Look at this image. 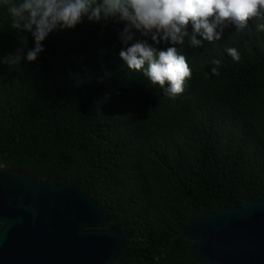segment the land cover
<instances>
[{
    "label": "trees",
    "instance_id": "trees-1",
    "mask_svg": "<svg viewBox=\"0 0 264 264\" xmlns=\"http://www.w3.org/2000/svg\"><path fill=\"white\" fill-rule=\"evenodd\" d=\"M9 23L0 7V53ZM122 28L84 20L50 34L36 63L0 65V164L79 182L129 238L113 264H198L182 232L192 217L264 201V32L253 20L185 42L192 77L173 100L124 66Z\"/></svg>",
    "mask_w": 264,
    "mask_h": 264
},
{
    "label": "water",
    "instance_id": "water-1",
    "mask_svg": "<svg viewBox=\"0 0 264 264\" xmlns=\"http://www.w3.org/2000/svg\"><path fill=\"white\" fill-rule=\"evenodd\" d=\"M79 182L0 164V264H113L129 245ZM198 264H264V201L192 217L183 228Z\"/></svg>",
    "mask_w": 264,
    "mask_h": 264
},
{
    "label": "clouds",
    "instance_id": "clouds-1",
    "mask_svg": "<svg viewBox=\"0 0 264 264\" xmlns=\"http://www.w3.org/2000/svg\"><path fill=\"white\" fill-rule=\"evenodd\" d=\"M0 7L15 33L14 46L0 53V65L36 63L50 34L71 30L84 20H114L123 25L118 55L124 66L173 100L192 77L185 42L201 49L205 42L220 41L226 29L240 32L253 20L264 32V0H0ZM224 51L233 61L241 59L236 47ZM208 63L213 65L210 74L218 76L222 59Z\"/></svg>",
    "mask_w": 264,
    "mask_h": 264
}]
</instances>
